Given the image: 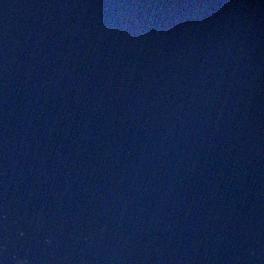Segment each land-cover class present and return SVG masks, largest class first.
<instances>
[{
  "label": "water",
  "instance_id": "obj_1",
  "mask_svg": "<svg viewBox=\"0 0 264 264\" xmlns=\"http://www.w3.org/2000/svg\"><path fill=\"white\" fill-rule=\"evenodd\" d=\"M0 264H264V0H0Z\"/></svg>",
  "mask_w": 264,
  "mask_h": 264
}]
</instances>
